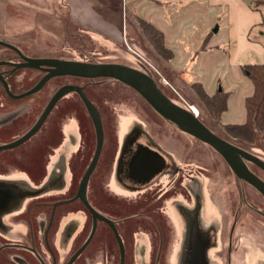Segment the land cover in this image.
Returning a JSON list of instances; mask_svg holds the SVG:
<instances>
[{
  "label": "rangeland",
  "instance_id": "rangeland-1",
  "mask_svg": "<svg viewBox=\"0 0 264 264\" xmlns=\"http://www.w3.org/2000/svg\"><path fill=\"white\" fill-rule=\"evenodd\" d=\"M127 20V38L121 45H109L110 47L107 48L101 43L91 42L84 34L75 33L61 38L54 49H40L39 52L31 54L57 55L61 58L59 60L63 61L116 62L144 70L172 101L181 106H191L200 115L204 105L195 88L186 80V84L181 83V78H184L182 75H176V77L172 75L167 68V61L153 50L142 33L138 21L129 17ZM222 46L227 50L225 43ZM5 53L10 52L6 51ZM207 61L206 56H200L197 66L199 67L205 62L210 65V62ZM219 62L222 64L221 66L227 64L224 57ZM159 63L164 65V70ZM40 75L39 71L33 69H20L18 79L25 78L21 82L26 87L33 84L34 80H38ZM220 78L223 81V75ZM69 82L83 84L85 80L71 79L70 77L52 78L44 89L46 99L61 84ZM211 86L206 80L205 88H212ZM21 88L22 86L17 89L20 90ZM245 88L246 85H243L240 92L233 97L232 107L236 115H239L241 111ZM87 89L92 91L90 92L91 97L97 102L99 108L106 107V110H103L104 113L107 114L109 111V116L116 118L120 115L118 124L113 118L109 125L106 123L103 125L105 143L109 150L114 143L116 131L120 142L123 143L133 130L143 129L148 130L154 135L155 140L160 141L162 146L173 152L177 158V163H191L189 168L181 166L182 172L175 176L174 183L168 191V201L170 202L167 204V214L174 222L175 234L173 237L163 235V247L160 257H158V264H264V196L255 187L240 181L218 152L206 143L181 132L178 127L151 109L143 98L129 86L104 79L96 85L90 84ZM95 89H99L100 92L96 94ZM37 95H41V92ZM34 97L35 95H31L26 99L31 101ZM7 99L0 87V100L10 106ZM67 99L70 101L68 104L71 105L72 110H77V115L88 133V145L91 149L94 148V130L81 101L75 95H70ZM67 99L65 98V100ZM28 100H26L27 102L23 101L25 102L22 104L23 111H27L32 105ZM61 102L62 100L58 104ZM20 116V111L12 110L8 114H0V119L4 121L2 125L6 126L11 125ZM206 117L209 121V116L206 115ZM52 118H54L53 115L46 122H52ZM18 122L19 120H15L12 128L10 126L5 127L4 134L0 135V140L5 138L4 141L7 142L4 144L14 141H9L10 136H16L21 131L22 128L18 127ZM209 123L217 127L215 122L209 121ZM48 130L49 127L45 124L29 144L25 142L15 148L0 150V244L9 240L20 239L15 235L17 231L26 230V233L29 232L25 211L28 208H33V206L30 207L32 203L48 202V200L52 201L55 198L59 201L69 200L75 194V184L71 182L73 175L67 166L73 148V132L68 133V130L71 129L67 123L65 128L67 137L61 139L60 147H58L59 142L57 137L54 138L53 132V143H58L55 157L48 163L47 153L39 154L40 151L32 148V144L44 137ZM254 149L264 159V153H261L257 148ZM92 153L93 150L87 155L85 166ZM108 156L110 155L108 154ZM249 165L257 175L264 179L262 169L254 164ZM115 181L117 188L129 189L121 184L118 178ZM197 184H201V186L194 187ZM168 187L160 186L163 191ZM109 188L118 193L111 183ZM243 190L247 194L248 204L240 206L238 210L236 206L239 201L238 192ZM195 191L204 196L202 205H199L196 197L187 195V193ZM108 200V198L104 199L105 202ZM141 200L145 202L149 198L128 195L125 198V203L134 204L135 211H139L142 206ZM136 202L141 204L137 205ZM38 207H34L35 211L32 215L38 213L36 211ZM198 208L203 209V219L201 220L203 230H199L196 217H187L186 213L182 211L186 209L194 212ZM258 208L263 212H260ZM84 211L79 201L65 202L57 207L54 222L56 230L52 231V245L62 261L80 242V239H77V234L86 225V213ZM238 214H240V218L236 221ZM43 226L40 227L43 228ZM211 228L215 229L216 244L211 243ZM164 234L166 233L164 232ZM232 236L239 240L238 248H233ZM135 238L136 264H150L149 239L146 233L144 231L137 232ZM39 247L41 250L44 249L42 243L39 244ZM169 248L171 253L168 259L164 253H167ZM12 259L8 252L6 255L4 251L1 252L0 264H11ZM16 260L14 261L16 262ZM98 262V264H108L107 258L103 256L99 258ZM17 264H19L18 261Z\"/></svg>",
  "mask_w": 264,
  "mask_h": 264
},
{
  "label": "flooded vegetation",
  "instance_id": "flooded-vegetation-1",
  "mask_svg": "<svg viewBox=\"0 0 264 264\" xmlns=\"http://www.w3.org/2000/svg\"><path fill=\"white\" fill-rule=\"evenodd\" d=\"M0 47H3L0 45ZM6 48V47H4ZM8 49V48H6ZM13 55L8 57L13 58L14 55L18 57V61L11 62H19L21 61L19 56L11 49ZM7 58V57H6ZM0 61H10L0 58ZM1 66V65H0ZM11 66V65H9ZM12 67V66H11ZM21 69H28V68H21ZM9 70H0L1 72H14ZM19 70V69H16ZM15 70V71H16ZM38 71V70H35ZM40 77L38 80L45 74V72H41ZM59 77H70L72 78H79L73 76H59ZM25 78L20 79V81H24ZM29 79V77H28ZM84 79V78H79ZM38 80H34L33 84L27 85L21 82L20 84H10L8 83L9 89L19 92L13 94H20L22 92L27 91L31 87H33ZM93 79H87L83 84H76L74 82L63 83L59 87H57L53 93L63 85H75L83 87V92L85 96L89 99V101L97 108L103 129V142L101 146V150L98 156V160L96 165L89 176L87 181V188H86V198L88 204L102 217L108 219L113 223V226L116 229L118 236L120 237L123 245V264H136V238L135 234L140 231H144L149 239V257H150V264H158L160 257V253L163 247V235H171L174 236V222L171 220L169 215L167 214V204L170 202L168 201V191L171 185L174 183L175 176H178L179 172H182L181 167H174L173 159H177L175 154L171 152L168 148L161 145L160 141L155 140L153 137L154 135L151 134L148 130L143 129H135L133 130L127 137L126 141L121 143L119 140V136L117 135V131L115 133L114 143L112 148L109 150L108 146L106 147L105 143V136H104V124H110L111 119L116 121L118 124L119 116L111 117L108 113H104L103 110H106V107L99 108L97 102L92 99V95L88 90L87 87L93 84ZM116 81V80H115ZM118 82V81H117ZM1 83V82H0ZM123 84L121 82H118ZM125 85V84H123ZM2 86V84H1ZM0 86V87H1ZM22 86L20 90L17 88ZM47 85L45 84L42 89L38 92L32 94L35 95L34 99L31 101L26 99L27 97L21 99H12L10 98L6 92L4 91L3 86L1 89L3 90L4 94L8 98L7 101L9 102L10 106L6 105L5 102L0 100V114H8L12 110H18L21 113V116L15 120H19L18 127L22 128L21 131L17 133L16 136H10L11 138L9 141L16 140L22 137L25 133H27L31 127L35 124L37 119L39 118L40 114L42 113L43 109L45 108L46 104L48 103L50 97L53 95L50 94L49 98L46 99V92L44 88ZM94 87V86H93ZM96 94L100 92L99 89H95ZM41 92V95H37ZM70 95H75L82 104L88 119L92 124V128L95 134V145L94 148L88 145V133L85 131L84 126L82 125V121L77 115V110H72L71 105L68 103L70 102L67 99ZM65 98L67 100H65ZM19 100H22L21 102ZM26 100L31 102V107L27 111H23V103L27 102ZM62 102L58 104L60 101ZM25 101V102H23ZM107 100L105 101V103ZM101 109V110H100ZM106 112V111H105ZM54 116L52 122H46L47 119L51 116ZM14 120V121H15ZM14 121L11 125H2L4 122L0 119V135L4 134L3 131L5 127L12 128L11 126L14 125ZM69 123L70 129L68 133L73 132V141H72V153L70 156V162L67 166L70 168L72 173L71 182L75 184V194L77 192L79 183L85 173L86 169L90 165L92 158L95 153L96 149V133L94 129V125L92 119L81 100L78 93L75 91H71L68 94L64 95L61 99H59L52 110L49 112L43 123L41 124L40 128L34 133L31 137L27 140L19 144L18 146L22 145L25 142H32V139L35 138L36 135L40 132L45 124L48 125L49 130L44 134V137L40 138L37 142L32 144V148L37 151H40L39 154H43L44 152L47 153V161L48 163L55 157V150L56 145L58 147L61 146V139L66 138L67 132L65 131L66 125ZM43 132V131H42ZM41 132V133H42ZM54 132V138L57 137L58 142L55 144L53 143L52 134ZM182 132V131H181ZM40 133V134H41ZM184 133V132H183ZM5 138L0 140V146L4 143ZM174 140V139H173ZM198 140V139H197ZM203 143V142H202ZM16 146V147H18ZM28 147V146H27ZM15 148V147H13ZM31 148V147H30ZM10 149V148H6ZM27 149V148H26ZM3 150V149H1ZM93 150V153L85 166L86 157L87 155ZM36 151V152H37ZM216 151V150H215ZM217 152V151H216ZM108 154L110 156H108ZM173 158V159H172ZM55 165V164H52ZM190 164H184L183 167L189 168ZM85 167V168H84ZM83 170V171H82ZM82 171V173H81ZM175 171V174H173ZM127 186L130 190L135 189V195L130 196H146L149 198L148 201L143 202L142 206L140 207L141 210L135 211L134 204H126L125 198L128 196L122 193H116L110 190L109 185L111 181L114 179ZM179 180V179H178ZM243 183H247L242 181ZM181 184V182L179 181ZM249 184V183H247ZM165 185L169 186L165 191H163L160 186ZM250 185V184H249ZM252 186V185H251ZM156 188V189H155ZM155 189V192L153 193ZM159 192L158 194H155ZM149 194V195H147ZM239 194V201L237 202V209L239 210L240 206L242 207L244 204H248V198L246 192L243 190L238 192ZM189 196H193L198 200L199 205H202L201 199L196 196L193 192L187 193ZM74 196L69 200H62L59 201L58 199L48 200V202H41V203H32L25 213L26 222L29 227V232L26 233L25 231H17L15 235L20 237L18 240H9L7 242L0 244V254L4 251L12 256V260L10 263L17 264H66L69 259L72 257L74 253H76L88 240L93 230V215L85 207V205L79 200H72ZM108 198V202H105L104 199ZM104 198V199H103ZM135 200V199H134ZM79 201L84 208V212L86 213V225L85 227L79 231L77 234V239H80V242L72 252L66 257L65 260H61L59 254H57L56 250L52 245V231L56 230L54 228L55 216L57 207L65 202H73ZM59 203L58 205L54 206V204ZM197 203V204H198ZM137 205H140V202H136ZM39 206L36 208L38 212L36 215H32L35 211L34 207ZM251 206V204H249ZM252 207V206H251ZM46 209V210H44ZM202 208H198L194 212H190L189 210L183 209L182 211L186 213L187 217L194 216L197 218V224L199 230H203L201 225V220L203 219L202 215ZM257 210V209H256ZM260 212V208H258ZM14 218V217H13ZM240 218V214L237 215L236 221ZM44 221V222H43ZM41 224V225H40ZM36 225V226H35ZM44 225V226H43ZM35 226V230H34ZM43 226V228L41 227ZM87 226V227H86ZM40 227V228H39ZM210 236H211V243L216 244V233L215 229L211 228ZM164 232L166 234H164ZM152 236L156 237V244H153ZM159 237V243H158ZM236 239L232 236L231 244L233 248H238V245L235 244ZM42 243L44 249L41 250L39 244ZM129 244V247H127ZM236 245V246H235ZM164 249V248H163ZM171 249L167 250L166 257L169 259ZM3 254V253H2ZM106 257L108 264H121V253L119 244L117 242L116 236L111 228V226L101 220H97L95 230L93 235L85 248L78 254L76 259L71 264H98L100 257ZM3 257H5L3 255ZM15 259L16 262L14 261Z\"/></svg>",
  "mask_w": 264,
  "mask_h": 264
},
{
  "label": "crops",
  "instance_id": "crops-1",
  "mask_svg": "<svg viewBox=\"0 0 264 264\" xmlns=\"http://www.w3.org/2000/svg\"><path fill=\"white\" fill-rule=\"evenodd\" d=\"M128 17L148 21L162 32L172 52L166 63L172 75H182L189 83L200 82L209 94L229 93L224 123L246 120L245 102L254 85L243 67L264 64V0H0V41L31 58L61 59L31 53L54 49L61 38L75 33L107 48L121 45L127 38ZM6 51L12 53L0 47V58L11 55ZM200 56H206L210 65L205 62L198 67ZM222 57L227 60L224 66L219 62ZM206 80L212 88H205ZM243 85L242 108L236 115L233 97ZM173 162L175 168L184 165L176 159ZM115 182L111 185L118 193L135 194V189L117 188ZM193 193L203 204L204 196ZM235 244L239 245L238 239Z\"/></svg>",
  "mask_w": 264,
  "mask_h": 264
},
{
  "label": "water",
  "instance_id": "water-1",
  "mask_svg": "<svg viewBox=\"0 0 264 264\" xmlns=\"http://www.w3.org/2000/svg\"><path fill=\"white\" fill-rule=\"evenodd\" d=\"M214 31H218V26L215 27ZM0 45L13 50L21 60L19 62L0 61V65H11V71L28 68L45 72V74L33 87L20 94H13L9 89L4 73L0 71V82L4 91L10 98L21 99L32 95L42 89V87L49 80L59 76H73L84 79L105 78L116 80L136 91L159 115L172 122L182 132L192 135L196 139L206 143L216 150L239 179L255 187L264 196V179L257 175L249 165L254 164L264 171V159L233 144L215 133L199 118V116H197L191 106H181L172 101L159 89L154 79L146 71L116 62L63 61L56 58H31L25 56L16 46L12 44L0 41ZM71 91L78 93L92 119L96 133V149L92 161L79 183L76 195L72 199H79L92 213L93 230L85 244L72 255L66 264H71L76 259L78 254L85 248L93 235L97 220L105 221L111 226L119 244L121 264H123V245L115 227L113 226V223L99 215L88 204L86 198L87 181L96 165L103 142V129L100 114L97 108L85 96L83 87L67 84L58 88L50 97L48 103L31 129L22 137L12 141L11 143L1 145L0 150L16 147L36 133L56 102ZM58 204L59 203H56L54 206Z\"/></svg>",
  "mask_w": 264,
  "mask_h": 264
},
{
  "label": "trees",
  "instance_id": "trees-1",
  "mask_svg": "<svg viewBox=\"0 0 264 264\" xmlns=\"http://www.w3.org/2000/svg\"><path fill=\"white\" fill-rule=\"evenodd\" d=\"M137 21L139 23L142 33L144 34L145 38L147 39L153 50L158 55L162 56L165 61L170 59L172 57V52L169 48L165 46L162 32L148 21H145L143 19H138ZM3 59L10 61H18V57L16 55H14L13 58L7 57ZM156 60L158 61V59ZM159 65L164 70V65H161L160 63ZM11 68L12 67L9 65L0 66V70H9ZM243 69L254 85V92L251 96L247 97L246 99L245 104L247 117L246 120L242 123H224L222 121L223 114L228 109V101L230 97L229 93L225 91H217L214 94H209L204 90L200 82H193L190 84L193 88H195L198 96L200 97L204 105V107L202 106L199 118L222 138L261 157L260 154H258L254 148H257L261 151V153H264V64L246 65L243 67ZM19 72L20 69L14 71L13 73L7 71L5 72V78L9 85L21 83V81L18 79ZM174 76L176 77V75ZM104 79L105 78L93 79V82L95 84H98L104 81ZM106 80L115 81L112 79H105V81ZM48 82L46 83V85H48ZM180 82L186 84L185 80H183L182 78ZM11 90L13 93H19L13 89ZM149 107L153 109L150 105ZM206 115L209 116V121L211 123L215 122L217 127L219 126V128L210 124ZM239 180L243 181L241 179ZM152 241L153 244L157 243L155 236H152ZM164 254L166 256L167 253Z\"/></svg>",
  "mask_w": 264,
  "mask_h": 264
},
{
  "label": "bare ground",
  "instance_id": "bare-ground-1",
  "mask_svg": "<svg viewBox=\"0 0 264 264\" xmlns=\"http://www.w3.org/2000/svg\"><path fill=\"white\" fill-rule=\"evenodd\" d=\"M193 110H194V112L197 114L198 113V111L195 109V108H193ZM198 116H199V114H198Z\"/></svg>",
  "mask_w": 264,
  "mask_h": 264
},
{
  "label": "built area",
  "instance_id": "built-area-1",
  "mask_svg": "<svg viewBox=\"0 0 264 264\" xmlns=\"http://www.w3.org/2000/svg\"><path fill=\"white\" fill-rule=\"evenodd\" d=\"M197 116H198V113H197Z\"/></svg>",
  "mask_w": 264,
  "mask_h": 264
}]
</instances>
